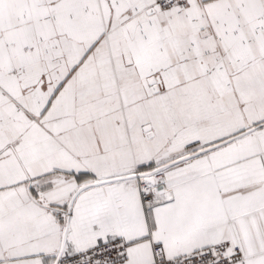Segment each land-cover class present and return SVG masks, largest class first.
I'll list each match as a JSON object with an SVG mask.
<instances>
[{
    "label": "snow or ice",
    "instance_id": "snow-or-ice-1",
    "mask_svg": "<svg viewBox=\"0 0 264 264\" xmlns=\"http://www.w3.org/2000/svg\"><path fill=\"white\" fill-rule=\"evenodd\" d=\"M0 264H264V0H0Z\"/></svg>",
    "mask_w": 264,
    "mask_h": 264
}]
</instances>
